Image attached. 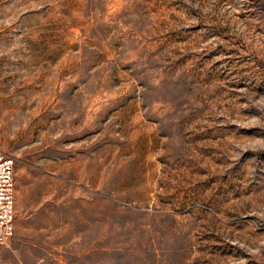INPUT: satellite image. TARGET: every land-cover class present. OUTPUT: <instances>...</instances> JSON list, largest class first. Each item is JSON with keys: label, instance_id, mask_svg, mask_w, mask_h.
Masks as SVG:
<instances>
[{"label": "rangeland", "instance_id": "obj_1", "mask_svg": "<svg viewBox=\"0 0 264 264\" xmlns=\"http://www.w3.org/2000/svg\"><path fill=\"white\" fill-rule=\"evenodd\" d=\"M0 264H264V0H0Z\"/></svg>", "mask_w": 264, "mask_h": 264}, {"label": "built area", "instance_id": "obj_2", "mask_svg": "<svg viewBox=\"0 0 264 264\" xmlns=\"http://www.w3.org/2000/svg\"><path fill=\"white\" fill-rule=\"evenodd\" d=\"M15 189L14 158L0 150V246L14 233Z\"/></svg>", "mask_w": 264, "mask_h": 264}]
</instances>
